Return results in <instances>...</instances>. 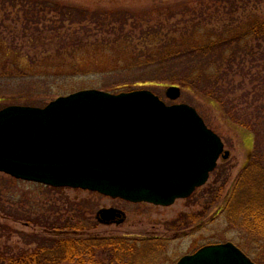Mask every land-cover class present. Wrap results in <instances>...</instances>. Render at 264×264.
Returning a JSON list of instances; mask_svg holds the SVG:
<instances>
[{"label":"rangeland","instance_id":"rangeland-1","mask_svg":"<svg viewBox=\"0 0 264 264\" xmlns=\"http://www.w3.org/2000/svg\"><path fill=\"white\" fill-rule=\"evenodd\" d=\"M181 1L190 0H48L46 2L51 6L62 4L77 9L85 8L92 12L109 10L115 13L127 10L156 9L155 7H159L160 4L171 6ZM244 1L249 2L247 9L243 11L241 9L237 13V19L233 21L229 17L231 3L216 10L210 7L208 12L214 19L210 25L204 26L203 32L194 36L195 42L197 44L206 43L211 36L209 32L217 31L224 24L230 26L234 21L239 25L238 32H241L246 24L264 16V1ZM17 11L19 12L18 8L8 7L4 10L0 7V20L9 17L5 25L13 30L11 34L12 32L15 34L23 32L21 22L24 21L18 22L22 19V13L19 12L17 20ZM48 11L47 9L42 15L50 17V14H47ZM27 14L37 15V12L30 13L29 11ZM153 22L143 23V28L155 27L156 24ZM129 27L127 25L126 29L129 30ZM91 29H94L93 26ZM75 30L76 27H72L66 33L68 40H78L81 37L82 34H75ZM0 31L4 32V29L0 28ZM26 31L28 32L24 34L29 39L31 32ZM4 34L7 35V32ZM35 36L38 37L36 34ZM35 36L34 39L33 37L30 39L27 48L32 56L29 58L34 57L35 64H30L29 58L24 54L16 59L21 64V68L30 74L27 77L12 71V68L5 67L6 57L12 58L13 53L7 48L6 39L0 36V74L14 76L13 78L7 77L5 80L0 79V108L10 105L47 104L58 97L81 90L95 89L111 93L147 90L167 105L186 104L193 107L208 128L220 137L228 157L218 160L215 170L210 174L205 185L198 188L190 197L178 199L168 207L147 203L133 204L81 189L53 188L51 190L49 186L16 180L0 173L1 208L7 207L30 214L33 219L44 214L49 223H54L57 219H60V222L71 219L74 222L75 216L78 215L81 219L80 225H84L85 229L74 233L68 232L77 237L155 239L156 241L150 244L137 246L134 256L135 264H176L182 256L192 254L202 246L225 242L234 244L243 253L251 256L252 261L255 259L257 263L264 264L262 262L264 248L259 251L255 238L249 236L241 227L231 224L224 212L243 171L254 158L256 143L261 151H264L261 145L264 143V135L262 138H256V136L254 138L253 132L236 128L229 117L220 112L214 101L201 96L189 86H178L180 96L176 100H170L166 96V90L170 86L162 80L153 79L151 71L143 74L147 78L142 76L141 80L136 82L133 78H136L137 74L123 70L133 57V49L131 51L124 44L99 42L80 50L75 49L71 53L50 52L45 54L42 53L44 52L43 45L37 41ZM53 43L62 42L56 39ZM36 45H39V49L37 55L33 56L35 50L30 46ZM156 77L160 76L156 74ZM244 85V91L248 90L247 83ZM213 201L217 202L213 205ZM1 208L0 225L11 230L10 233L7 231L9 234L7 238L6 231L0 229V249L3 251L5 246L16 252L31 250L35 245H26V239L30 236L53 237L60 234L59 231L53 229L35 224L30 225L24 221H15L7 217ZM110 208L118 210L120 217L109 224L98 222L96 214L103 209ZM91 224L95 226L89 229Z\"/></svg>","mask_w":264,"mask_h":264},{"label":"trees","instance_id":"trees-1","mask_svg":"<svg viewBox=\"0 0 264 264\" xmlns=\"http://www.w3.org/2000/svg\"><path fill=\"white\" fill-rule=\"evenodd\" d=\"M46 1L48 0H0L1 9L18 8L22 13V19L18 22L24 21L21 22L23 32L11 34L13 30L5 25L9 17L0 20V28L4 29V32L0 31V36L6 39L7 48L13 53L12 58L6 57L5 67L12 68V71L23 77L30 76L16 59L23 54L28 58L32 57L27 48L35 34L38 35L35 38L43 45L42 53L45 54L71 53L75 49L80 50L99 42L124 44L131 51L133 49L132 59L130 58L123 68L128 73L137 74L133 80L136 79L138 82L142 76L147 78L143 74L151 71L153 79L162 80L169 86H189L201 96L214 101L220 112L229 117L236 128L253 132L254 138L263 137L264 16L246 24L241 32H238L239 25L234 21L230 26L224 24L217 31L209 32L211 36L206 43L197 44L194 40V36L203 32L204 26L210 25L214 19L208 12L210 7L216 10L231 3L229 17L233 21L237 19V13L241 9L242 11L247 9L249 2L190 0L177 2L171 6L160 4L159 7H155L156 9L113 13L109 10L92 12L85 8L77 9L62 4L51 6ZM47 9L50 17L42 15ZM29 11L37 12V15L29 16L27 14ZM19 12L17 11V20ZM152 22L156 24L155 27L143 28V23ZM127 25L130 26L129 30L126 29ZM92 26L94 29H91ZM72 27H76L75 34H82L78 40H68L65 36ZM26 30L32 34L29 39L24 34L28 32ZM56 39H60L62 43L54 44ZM30 47L35 50L33 56H36L39 45ZM33 58H29L30 64H35ZM156 74L160 77H156ZM7 77L14 76L0 74L2 80ZM244 83H247L248 90L244 91ZM45 105L42 103L34 106ZM261 145L264 147V143ZM255 148L254 158L243 171L224 212L231 224L241 227L249 236L255 238L258 250L262 251L264 151H261L257 143ZM216 202L213 201V205ZM1 209L7 217L15 221L53 229L60 234L53 237L30 236L26 239V245H35L31 250L16 252L5 246L4 251L0 249V264H135L137 246L156 241L128 237H77L68 232L74 233L85 229L84 225H80L81 219L78 215L75 216L74 222L71 219L64 222L57 219L54 223H49L44 214L33 219L27 213L7 207ZM94 226L91 224L89 229ZM0 229L5 230V235L9 238L8 232L11 230L3 225H0Z\"/></svg>","mask_w":264,"mask_h":264},{"label":"water","instance_id":"water-1","mask_svg":"<svg viewBox=\"0 0 264 264\" xmlns=\"http://www.w3.org/2000/svg\"><path fill=\"white\" fill-rule=\"evenodd\" d=\"M176 100L180 88L169 87ZM224 144L196 110L166 105L147 90H81L44 107L0 110V173L16 180L96 192L168 207L206 184ZM98 222L120 213L103 209ZM176 264H255L227 242L199 248Z\"/></svg>","mask_w":264,"mask_h":264}]
</instances>
